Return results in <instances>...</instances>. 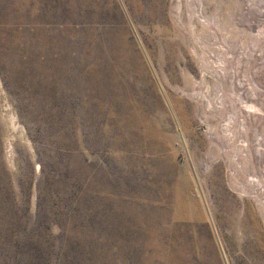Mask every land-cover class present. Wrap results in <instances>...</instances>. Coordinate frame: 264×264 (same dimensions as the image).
I'll return each instance as SVG.
<instances>
[{
    "label": "rangeland",
    "instance_id": "obj_1",
    "mask_svg": "<svg viewBox=\"0 0 264 264\" xmlns=\"http://www.w3.org/2000/svg\"><path fill=\"white\" fill-rule=\"evenodd\" d=\"M0 264H264V0H0Z\"/></svg>",
    "mask_w": 264,
    "mask_h": 264
}]
</instances>
